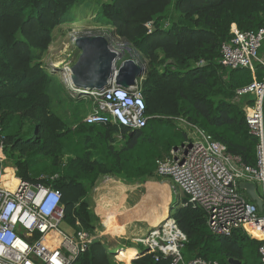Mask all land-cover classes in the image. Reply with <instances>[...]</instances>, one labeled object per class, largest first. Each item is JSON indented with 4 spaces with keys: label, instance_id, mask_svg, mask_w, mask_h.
Instances as JSON below:
<instances>
[{
    "label": "trees",
    "instance_id": "trees-1",
    "mask_svg": "<svg viewBox=\"0 0 264 264\" xmlns=\"http://www.w3.org/2000/svg\"><path fill=\"white\" fill-rule=\"evenodd\" d=\"M90 15L95 24L114 28L146 62L139 83L149 116L143 128L89 124L83 118L68 123L52 109L56 99L71 101L67 116L91 109L89 97H71L43 63L54 30ZM233 24L243 31L263 27L264 0H0V135L6 164L17 167L23 180L58 189L65 222L93 233L103 224L88 198L91 189L109 175L130 182L161 179L155 172L158 161L190 140L177 117L255 165L257 139L245 117L254 97L239 96L237 90L262 79L264 65L257 61L252 70L222 64L221 47L232 37ZM260 57L264 60L261 49ZM28 122L31 134L24 132ZM171 217L187 236L186 261L202 257L231 264L234 258L240 264H264L260 240L244 229L212 233L206 211L186 197ZM103 240L95 239L73 264H127L126 252L118 250L132 246L138 249L132 264L171 262L166 256L156 260L154 252L132 239H121L114 247Z\"/></svg>",
    "mask_w": 264,
    "mask_h": 264
},
{
    "label": "built area",
    "instance_id": "built-area-1",
    "mask_svg": "<svg viewBox=\"0 0 264 264\" xmlns=\"http://www.w3.org/2000/svg\"><path fill=\"white\" fill-rule=\"evenodd\" d=\"M231 34L221 47L224 66L254 70L257 61L264 65L260 57L264 26L243 31L233 24ZM237 93L254 97V103L245 108V117L250 134L257 139L255 165L245 164L203 128L177 117L179 127L188 132L190 140L173 150L171 157L158 161L155 172L162 179L170 178L187 203L206 211L212 233L230 235L236 229H244L250 237L260 240L259 253L264 262V234L258 237L250 229L254 224L264 225V209L260 212L239 186L241 181L254 183L264 202V76L254 78ZM89 98L92 106L83 122H113L135 130L145 127L149 119L139 84L93 91ZM4 145L0 135V264H73L102 235L99 230L93 233L63 229L61 192L52 185L18 177L17 167L6 164ZM135 241L154 252L156 260L171 257L170 264H217L202 257L184 259L182 250L187 236L172 217Z\"/></svg>",
    "mask_w": 264,
    "mask_h": 264
},
{
    "label": "rangeland",
    "instance_id": "rangeland-1",
    "mask_svg": "<svg viewBox=\"0 0 264 264\" xmlns=\"http://www.w3.org/2000/svg\"><path fill=\"white\" fill-rule=\"evenodd\" d=\"M71 32H75L79 36L98 35V34L105 35L107 39L109 40L110 45L116 49L119 48L118 44L120 42L126 41L131 47V50H125L123 58L119 62L125 59H133L139 64L141 65L143 64L144 67H146V62L142 60L141 54L125 38H122L119 35H117L115 29L112 27L101 26V25L95 24L93 22L92 15H90L89 17L79 18L78 21L64 23L58 26L54 30L53 40H52V43L47 53L45 54L43 58V63H44L45 68H47L49 71L53 70L54 65L58 66L59 69H57L54 74L58 78L61 87H63L71 97H75V98L79 97L77 93L73 90V87H72L70 79L68 78V75H66L67 73L70 72V67L75 62V60L77 59V55H78V51L76 49L75 44L72 43L71 39L69 38V35ZM263 51H264V42H263V47L261 48V52ZM71 104H72L71 101L68 99L65 100L63 103H59V101L56 99L54 103H52V109L59 116L66 119L68 123L81 121V119L90 110L89 108L88 110L84 112H79V114L75 116H67L64 114L65 109L71 106ZM86 106H88V103H86ZM30 123L31 122H28V125L24 129V132L26 134H31V132H33V128L32 126H30L32 125V123L31 124ZM147 178L148 177L130 182L128 180L121 179L115 175L101 177L97 181L95 186L91 189L89 196H88L89 200L91 201V205L93 209L97 210V212L99 213L98 216L101 215V218L99 219L100 223H101V219L104 220L107 216L110 215V211L107 210V208L113 209L114 207V205H112L110 202L112 200H109V198L107 197L108 195L105 192L111 191L115 193V195L110 196L112 198L113 196H116V198L117 196L124 198L126 194L128 195L129 193L137 194L136 191L141 190L139 189V187H142L143 188L142 190L148 191L150 187H153L152 185L154 183L159 182V179L158 178L147 179ZM163 179H168L173 183V181L170 178L163 177ZM173 186H174V191L172 193V198L178 199V201H180L183 193L174 183H173ZM170 197H171V194H170ZM105 199L107 201V204H110L109 206L108 205L102 206L99 204V203L104 204L102 203V201H105ZM127 205H128V210L131 212V214L138 215V216L142 215L143 216L142 219L144 220L143 221L138 220L135 224L131 225L132 228L135 230V232L128 231L126 233L124 231V233H122V236L121 238H119L117 243L113 242L109 244V242L107 241L108 237L107 236L104 237L105 239L104 241L107 245H109V247H114L119 242L123 243V241H121L120 239L128 240L132 238L143 237V235L141 234L149 233V231L159 227V224L162 222L165 215L167 214V210L164 207V204L160 205L159 197L157 201H155L154 197H150L149 193L146 194V197L144 198L139 196V197L129 199V204ZM146 214H150L151 216L155 214V217L149 220V217L146 218L147 217ZM61 227L65 229L66 231H71V232L74 231V229L71 228V226L68 225L66 222H64ZM103 227L101 229L105 228ZM140 229L142 230V232H138V230ZM128 253L129 252L127 251L126 255ZM127 263L129 264V262Z\"/></svg>",
    "mask_w": 264,
    "mask_h": 264
},
{
    "label": "water",
    "instance_id": "water-1",
    "mask_svg": "<svg viewBox=\"0 0 264 264\" xmlns=\"http://www.w3.org/2000/svg\"><path fill=\"white\" fill-rule=\"evenodd\" d=\"M74 44L78 55L70 67V81L78 98H87L93 91L103 92L112 87L129 88L139 84L146 75L147 68L133 59L119 62L125 50L119 51L113 48L105 35L81 36ZM57 69H59L58 66L54 65L51 72L55 73ZM159 183L169 191V197L171 194V197L164 203L167 214L159 224L161 226L171 218L172 210L179 205L180 201L172 198L174 186L170 180L159 179ZM239 186L257 204L259 211H263L264 202L257 193L256 185L252 182L241 181ZM229 262L240 264V261L234 258H230Z\"/></svg>",
    "mask_w": 264,
    "mask_h": 264
},
{
    "label": "bare ground",
    "instance_id": "bare-ground-1",
    "mask_svg": "<svg viewBox=\"0 0 264 264\" xmlns=\"http://www.w3.org/2000/svg\"><path fill=\"white\" fill-rule=\"evenodd\" d=\"M116 31V30H115ZM79 36L77 33L75 32H71L69 35V38L71 39L72 43H75L78 39ZM119 51H123V50H131V47L129 46V44L126 41H122L119 44ZM143 65V64H142ZM144 66V65H143ZM66 75H68V78L70 79L71 77V71L69 73H67ZM8 172H11V170H8ZM153 187H150L148 189V191L142 190V187H139V189H141L140 191H136V193H129L128 195L126 194V196L124 198H121L120 196H113V200L110 201L112 205H114L113 209L107 208V210L110 211V215L107 216L104 221L107 225V231L108 233H106V236L108 237V240H110L109 243H117L119 240V236L124 233V231H132L133 228L131 225L135 224L138 220H144L142 219V215H134L131 214V212L128 210V205L129 204V199L131 198H135V197H139L141 196L142 198L146 197V194H150V197H154L155 201H157L158 197L160 199V205H163L169 198V192L168 190L164 189L161 184L158 183H154L152 185ZM111 195H108L107 197L110 199ZM131 201V200H130ZM104 204L102 205H110L107 204V201H103ZM146 218L149 217V220L152 219L153 217H155V214H153V216H151L150 214H146ZM155 219V218H154ZM262 226L264 228L263 223H259V224H254L250 227L251 231L256 232V229L258 226ZM105 229V228H104ZM256 235L258 236H263V234H259L257 233ZM104 235H102L103 237Z\"/></svg>",
    "mask_w": 264,
    "mask_h": 264
},
{
    "label": "crops",
    "instance_id": "crops-1",
    "mask_svg": "<svg viewBox=\"0 0 264 264\" xmlns=\"http://www.w3.org/2000/svg\"><path fill=\"white\" fill-rule=\"evenodd\" d=\"M123 190V189H122ZM121 190V191H122ZM120 191V192H121ZM97 192V191H96ZM119 192V193H120ZM105 193H107V195H115V193H113V192H111V191H107V192H105ZM118 195V194H117ZM106 200V199H105ZM109 200H113V198L111 197ZM102 203H103V201H102ZM100 205H102L101 203H99ZM103 206V205H102ZM95 212L99 215V213L97 212V210L95 209ZM101 224H103V226L105 227V229H101V230H99L98 232H99V234H101V235H104L103 236V239H104V237H106V233H108V231H107V225H106V223H105V221L104 220H102L101 219ZM103 227V228H104ZM256 229H258V230H256V232H255V230H254V233L255 234H257V233H259V234H264V228L260 225V226H258ZM133 232H135V230L133 229L132 230ZM126 233L128 232L127 230L125 231ZM137 232V231H136ZM138 232H142V230L140 229V230H138ZM147 234V233H146ZM146 234H141V235H146ZM121 236H122V234L119 236V238H121ZM137 238H139V237H137ZM137 238H132L134 241H135V239H137ZM105 240V239H104ZM103 240V241H104ZM121 240V239H120ZM108 242H110V240H107ZM110 244V243H109ZM129 252L127 255H126V258H127V260L129 261V264H132V259H133V257L134 256H136V254H137V252H138V249L135 247V246H133V247H131V248H128L126 251L125 250H122V249H119L118 250V252H122V253H124V252ZM128 264V263H127Z\"/></svg>",
    "mask_w": 264,
    "mask_h": 264
}]
</instances>
